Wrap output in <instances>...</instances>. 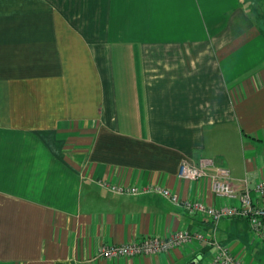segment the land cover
I'll list each match as a JSON object with an SVG mask.
<instances>
[{"label": "crops", "instance_id": "1", "mask_svg": "<svg viewBox=\"0 0 264 264\" xmlns=\"http://www.w3.org/2000/svg\"><path fill=\"white\" fill-rule=\"evenodd\" d=\"M255 0H0V264H213L216 244L264 264L246 220L213 224L157 185L222 208L211 159L264 178V37ZM200 233L168 252L105 259V245ZM200 258V259H198Z\"/></svg>", "mask_w": 264, "mask_h": 264}, {"label": "built area", "instance_id": "2", "mask_svg": "<svg viewBox=\"0 0 264 264\" xmlns=\"http://www.w3.org/2000/svg\"><path fill=\"white\" fill-rule=\"evenodd\" d=\"M178 179L189 182L209 183L211 193L227 202H236V205H227L215 208L201 200H180L170 190L157 185L139 187H124L103 182L101 185L116 194H143L156 193L172 205L181 206L189 215L201 214L213 224L231 219L241 218L247 221L251 236L264 248V178L253 185L246 177L242 179V189L237 191L232 185V178L227 168L218 166L211 159L201 158L196 164H182L177 173ZM205 241L200 233L190 234L186 231L171 232L163 237L149 236L131 241L123 245H105L100 256L113 259L123 256H149L168 252L189 242ZM213 264H243L240 257L230 254L228 248L216 244Z\"/></svg>", "mask_w": 264, "mask_h": 264}, {"label": "rangeland", "instance_id": "3", "mask_svg": "<svg viewBox=\"0 0 264 264\" xmlns=\"http://www.w3.org/2000/svg\"><path fill=\"white\" fill-rule=\"evenodd\" d=\"M261 9H264V6L262 4V6L260 8H258V5H257V9L254 10L255 13H256V16L258 15V23L260 25V27L262 28L263 32H264V11L262 12Z\"/></svg>", "mask_w": 264, "mask_h": 264}, {"label": "trees", "instance_id": "4", "mask_svg": "<svg viewBox=\"0 0 264 264\" xmlns=\"http://www.w3.org/2000/svg\"><path fill=\"white\" fill-rule=\"evenodd\" d=\"M255 4H256V7H257V5H258V8H260L261 6H262V4H263V6H264V0H255ZM264 11V9H261V11ZM262 11V12H263ZM260 33H261V35L264 37V32H263V30H262V28H260Z\"/></svg>", "mask_w": 264, "mask_h": 264}, {"label": "water", "instance_id": "5", "mask_svg": "<svg viewBox=\"0 0 264 264\" xmlns=\"http://www.w3.org/2000/svg\"><path fill=\"white\" fill-rule=\"evenodd\" d=\"M198 259H200V258H198ZM196 262H197V260H196V261H193V262H191L190 264H196Z\"/></svg>", "mask_w": 264, "mask_h": 264}]
</instances>
